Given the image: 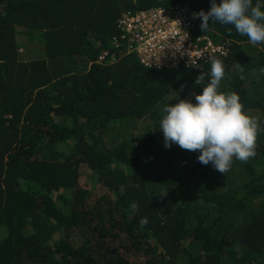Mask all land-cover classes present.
<instances>
[{
    "label": "trees",
    "instance_id": "1",
    "mask_svg": "<svg viewBox=\"0 0 264 264\" xmlns=\"http://www.w3.org/2000/svg\"><path fill=\"white\" fill-rule=\"evenodd\" d=\"M176 5L211 0H0V264H264V45L208 22L219 91L259 125L222 174L159 130L211 63L157 72L122 40L124 16Z\"/></svg>",
    "mask_w": 264,
    "mask_h": 264
},
{
    "label": "clouds",
    "instance_id": "2",
    "mask_svg": "<svg viewBox=\"0 0 264 264\" xmlns=\"http://www.w3.org/2000/svg\"><path fill=\"white\" fill-rule=\"evenodd\" d=\"M261 8L259 2L253 6L252 0H219V3L211 0L210 10L198 11L194 18L202 20V31L207 29L209 21L231 25L239 35L247 36L250 44L264 45ZM224 76L223 61L212 58L210 77L202 93L194 95V102L179 100L166 105L159 124L166 149L175 144L184 150L198 151L201 164H211L222 174L230 170L234 158L246 162L256 155L259 128L257 121L244 111L238 94L219 91ZM204 81L201 74L195 84L200 86ZM141 223L146 224L147 220Z\"/></svg>",
    "mask_w": 264,
    "mask_h": 264
},
{
    "label": "built area",
    "instance_id": "3",
    "mask_svg": "<svg viewBox=\"0 0 264 264\" xmlns=\"http://www.w3.org/2000/svg\"><path fill=\"white\" fill-rule=\"evenodd\" d=\"M195 13L199 12L189 5H176L124 16L119 28L122 40L127 41L126 52L157 72L199 70L212 58H225L224 44L202 31Z\"/></svg>",
    "mask_w": 264,
    "mask_h": 264
},
{
    "label": "rangeland",
    "instance_id": "4",
    "mask_svg": "<svg viewBox=\"0 0 264 264\" xmlns=\"http://www.w3.org/2000/svg\"><path fill=\"white\" fill-rule=\"evenodd\" d=\"M23 50V49H22ZM22 52V51H21Z\"/></svg>",
    "mask_w": 264,
    "mask_h": 264
}]
</instances>
